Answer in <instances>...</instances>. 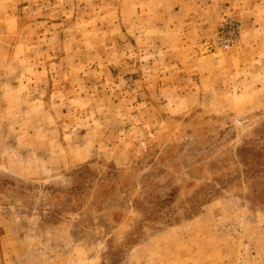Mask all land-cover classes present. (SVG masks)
Returning <instances> with one entry per match:
<instances>
[{"label": "rangeland", "instance_id": "rangeland-1", "mask_svg": "<svg viewBox=\"0 0 264 264\" xmlns=\"http://www.w3.org/2000/svg\"><path fill=\"white\" fill-rule=\"evenodd\" d=\"M262 146L264 0H0V264H264Z\"/></svg>", "mask_w": 264, "mask_h": 264}, {"label": "trees", "instance_id": "trees-1", "mask_svg": "<svg viewBox=\"0 0 264 264\" xmlns=\"http://www.w3.org/2000/svg\"><path fill=\"white\" fill-rule=\"evenodd\" d=\"M254 142V141H253ZM249 149V153L247 154V157H249L248 155H251L250 158V166L248 170H252L253 172H257L260 170V168H264L263 166H260V164L264 163V159L262 157H264V146H262L259 149H255V148H247ZM249 161L247 160L246 163H248ZM255 165V166H253Z\"/></svg>", "mask_w": 264, "mask_h": 264}]
</instances>
